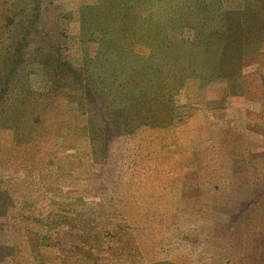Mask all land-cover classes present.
<instances>
[{
    "label": "rangeland",
    "instance_id": "374dc122",
    "mask_svg": "<svg viewBox=\"0 0 264 264\" xmlns=\"http://www.w3.org/2000/svg\"><path fill=\"white\" fill-rule=\"evenodd\" d=\"M234 72L108 126L14 93L50 123L0 126V264H264V42Z\"/></svg>",
    "mask_w": 264,
    "mask_h": 264
},
{
    "label": "trees",
    "instance_id": "16d2710c",
    "mask_svg": "<svg viewBox=\"0 0 264 264\" xmlns=\"http://www.w3.org/2000/svg\"><path fill=\"white\" fill-rule=\"evenodd\" d=\"M253 1L0 0V126L50 123L40 114L18 123L33 112L19 109L16 92L52 100L51 122L64 110L82 126L94 117L108 126L126 100L172 96L188 79L204 85L227 76L221 83L232 85L243 53L264 42V1ZM69 45L76 55L63 53Z\"/></svg>",
    "mask_w": 264,
    "mask_h": 264
}]
</instances>
